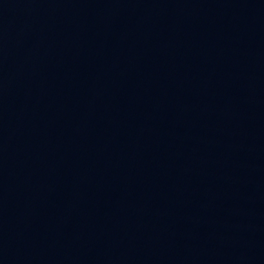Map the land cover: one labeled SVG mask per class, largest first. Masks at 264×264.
Masks as SVG:
<instances>
[{"label":"water","instance_id":"1","mask_svg":"<svg viewBox=\"0 0 264 264\" xmlns=\"http://www.w3.org/2000/svg\"><path fill=\"white\" fill-rule=\"evenodd\" d=\"M0 264H264V0H0Z\"/></svg>","mask_w":264,"mask_h":264}]
</instances>
